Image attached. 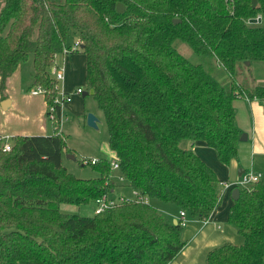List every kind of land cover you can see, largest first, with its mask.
<instances>
[{
	"label": "trees",
	"instance_id": "obj_1",
	"mask_svg": "<svg viewBox=\"0 0 264 264\" xmlns=\"http://www.w3.org/2000/svg\"><path fill=\"white\" fill-rule=\"evenodd\" d=\"M256 1L0 0L1 91L33 54V86L44 87L54 105L52 67L73 31L80 42L73 52L86 56V80L105 115L115 170L150 198L93 216L62 212V204L96 202L119 185L109 160L91 164L94 178L64 166L70 148L57 105L54 134L15 136L11 151L0 141V264H169L180 253L184 227L158 205L206 221L223 196L217 172L180 142H204L229 165L243 135L234 100L264 102V81L235 77L241 63H264V0ZM258 16L261 22H251ZM176 39L214 56L230 79L189 61ZM238 188L229 221L245 241L215 247L206 264H264V177Z\"/></svg>",
	"mask_w": 264,
	"mask_h": 264
},
{
	"label": "rangeland",
	"instance_id": "obj_2",
	"mask_svg": "<svg viewBox=\"0 0 264 264\" xmlns=\"http://www.w3.org/2000/svg\"><path fill=\"white\" fill-rule=\"evenodd\" d=\"M78 37L72 31L69 34L67 40V46L73 47L77 42ZM175 48L189 61L195 64H203L207 69H210L214 74L221 80L225 81L230 79V75L227 70L220 65L214 56L203 55L197 53L187 42L176 39L173 42ZM58 64L65 66L66 68V78L64 81L60 82V85L63 89L71 92L72 100L65 109L63 118L61 119V131L64 133L67 139V145L70 148L68 154H74L76 159L68 157L66 153L63 156V164L68 169L69 172L80 178H94L99 175V172L94 169L89 164H84V159H106L109 161H114L116 159V154L110 149L109 146V131L106 123L104 112L100 109L97 100L93 95V90L89 87L86 80V56L82 52H72L67 54L58 55ZM55 75L53 74V77ZM235 77L246 84L258 79V81H264V63H241L239 64ZM13 80L15 86L12 91L16 97L17 106L14 110H6L2 113L4 116L10 117L15 122L24 121L25 118L31 117L32 113L37 112V107L30 106L27 104L28 101H31L34 96H32V91L37 89L33 86L34 84V65H33V54L29 56L26 61H23L17 70L14 72ZM13 83V84H14ZM56 85H59L58 83ZM78 88H82L84 92L82 94L74 93ZM84 93H88L84 95ZM32 96V97H31ZM44 97L43 94H39L38 100H41ZM47 96H45L46 98ZM37 100V99H36ZM17 113L21 115L17 117ZM95 114L98 119V128L91 127L88 124V114ZM25 117V118H24ZM48 122V131L49 135L54 134L55 126L53 120L47 115ZM189 142V139H183L180 142L182 147H185ZM249 142L246 140H240L239 143V153L238 157L235 159L240 160L242 167L251 168L253 167L261 172L262 176L264 175L263 165H264V154H256L253 150L251 152ZM214 152V151H213ZM212 154H216L215 152ZM216 156V155H214ZM233 159V160H235ZM216 162V159H215ZM210 165V164H209ZM211 166V165H210ZM230 165H225L223 163L214 164L213 169L225 180H228V183L236 184L240 182L241 176L239 175V170L234 169ZM212 167V166H211ZM114 179L117 181L119 188L123 189L124 192L130 194V187L126 185V181L121 177L118 170H115L113 173ZM264 177V176H263ZM239 187V186H238ZM242 187V186H241ZM230 192L224 194V202L228 200ZM162 204V203H161ZM165 205V204H164ZM96 202H90L82 205H73V204H62L61 211L68 214H80L83 216H93L95 215ZM159 210L170 220H179L180 216H176V207L175 205L170 208H163L160 204ZM180 213V212H179ZM191 222L190 217L188 216V223L184 227L186 229ZM234 226V225H233ZM235 235L240 236L243 244L245 239L239 234L237 228H234ZM228 242H219V246L225 243H234V240ZM218 247V246H217ZM214 249V248H213Z\"/></svg>",
	"mask_w": 264,
	"mask_h": 264
},
{
	"label": "crops",
	"instance_id": "obj_3",
	"mask_svg": "<svg viewBox=\"0 0 264 264\" xmlns=\"http://www.w3.org/2000/svg\"><path fill=\"white\" fill-rule=\"evenodd\" d=\"M13 76L14 74L9 78L6 90L2 92L0 89V136L10 135L15 137L49 135L50 133L48 131L47 122L49 107L45 97L38 100L37 97H39V95H32L34 98H32L31 101H28L27 104L31 107L35 104L37 112L32 113L31 117H24L25 120L22 122H15L10 117L2 114L6 110H14L18 104L12 91L15 86ZM6 100H9L10 103L7 104ZM4 106L7 107L4 108ZM234 107L236 109L237 125L242 133L247 135L246 141L249 142L251 152L254 150L256 154H264V102L257 98L250 99L247 97H238L234 100ZM20 115V113H17V117ZM249 146L247 145V147ZM184 148L193 149L208 165L210 164L212 168L214 164L217 166V164L221 162L218 159L217 154H212L215 150L204 142L197 141L193 143L189 140ZM231 163L232 166L230 167L239 170L238 176L242 177L246 171L252 168L258 172L254 168V164H252L253 167L246 168L242 167L239 159L232 160ZM260 170H264V165L263 169ZM219 178L224 182H228V180H225L220 176ZM220 190L223 195L221 204L216 208L208 220L201 221L199 219L190 218L191 222L183 231V239L186 241V245L169 264H206L208 253L213 248L219 246V242H233L232 240L237 244H239L238 242H242L240 236L235 235V226L229 221L230 209L235 201L232 194L234 188L225 189L220 186ZM130 191V194L133 195L134 190L131 188ZM114 192V195L129 196L128 193L123 191V189L121 191L119 186L116 187ZM226 192H230V196L228 200L224 202L223 198ZM160 205L163 206V208H170L173 206L172 204ZM176 209V216L179 217L180 210L177 207Z\"/></svg>",
	"mask_w": 264,
	"mask_h": 264
},
{
	"label": "built area",
	"instance_id": "obj_4",
	"mask_svg": "<svg viewBox=\"0 0 264 264\" xmlns=\"http://www.w3.org/2000/svg\"><path fill=\"white\" fill-rule=\"evenodd\" d=\"M260 18H261V16H258L256 19H260ZM79 48H80V42L77 41L73 47L65 46L63 54H67V53L76 51ZM57 60H58V56L56 57V61L52 67V73L55 75L54 77H55V79L59 85H56L58 93L54 97V105H48V107H49L48 109H50L48 116L50 117L51 120L56 119L55 108L57 105L61 106V110H62L61 119H62L63 114L65 113V109L67 107V104H69L72 100L71 92L63 89L60 85V82L64 81L66 78V68H65V66H61L60 64H58ZM83 92H84V90L82 88H78L77 90H75L74 93L82 94ZM32 94L33 95L43 94L45 97V96H47V90L42 86H38L37 89L32 91ZM13 138L14 137H12L10 135H1L0 136V141L2 142V148L4 149V151H11L12 150ZM97 162H99V160H97V159H84V161H83L84 164H89V165L96 164ZM111 165L114 168V170L119 168V163L117 161V158L114 161H111ZM262 177L263 176L261 175V173H257L252 168L243 174L240 182L233 184V183L221 181L220 186L222 188H225V189L235 188L238 186L250 187L253 184H255L256 182H258L259 180H261ZM122 178H124V177H122ZM132 201L147 204L150 202V198L142 195L137 190L133 191L132 196L104 194L102 197H100L99 199L96 200L97 206L95 209V214H99V213L104 212L106 210L113 209V208H115V207H117V206H119L125 202H132ZM178 221L180 222V224L183 227H185L187 225L188 214L185 210H180V218Z\"/></svg>",
	"mask_w": 264,
	"mask_h": 264
},
{
	"label": "water",
	"instance_id": "obj_5",
	"mask_svg": "<svg viewBox=\"0 0 264 264\" xmlns=\"http://www.w3.org/2000/svg\"><path fill=\"white\" fill-rule=\"evenodd\" d=\"M256 3H257V1L254 0V6L256 5ZM117 8H118V11L119 12H123L125 10V5L122 4V3H119ZM261 20H262L261 18L260 19H252L251 22L256 23V22H261ZM177 21H180V20H177ZM87 94L88 93H84V95H87ZM6 102H7V104L10 103L9 100H6ZM6 107L7 106H4V108H6ZM87 120H88V124L91 127L98 128L99 119H98V117L95 114L89 113ZM246 139H247V135L246 134H243L240 140H246ZM68 157L69 158H72V159H76V156L74 154H68ZM232 194H233V199L235 201H237L239 199V196H240V188L235 187L234 190H233V192H232ZM174 223L175 224H178V220L175 219L174 220Z\"/></svg>",
	"mask_w": 264,
	"mask_h": 264
}]
</instances>
